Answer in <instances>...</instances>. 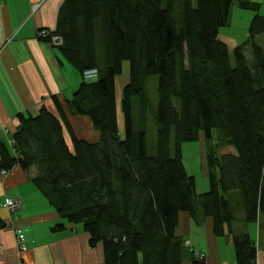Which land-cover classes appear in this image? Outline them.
<instances>
[{"label": "trees", "instance_id": "1", "mask_svg": "<svg viewBox=\"0 0 264 264\" xmlns=\"http://www.w3.org/2000/svg\"><path fill=\"white\" fill-rule=\"evenodd\" d=\"M63 2L55 31L37 38H61L56 49L81 76L66 107L91 121L98 141L69 129L70 149L60 120L40 107L17 116L10 149L0 142V170L33 168L32 183L64 221L58 226H80L91 247L104 248V264H184L190 244L176 233L184 213L197 225L212 220L216 238L231 237L236 264H256L257 241L246 226L258 225L264 240V53L252 39L231 52L220 38L234 0ZM235 5L255 13L249 36L264 32L259 4ZM125 63L118 109L115 80ZM92 68L98 77L84 81ZM150 121L156 141L149 146ZM197 141L206 190L183 157L182 145ZM238 222L242 231L233 228Z\"/></svg>", "mask_w": 264, "mask_h": 264}, {"label": "crops", "instance_id": "2", "mask_svg": "<svg viewBox=\"0 0 264 264\" xmlns=\"http://www.w3.org/2000/svg\"><path fill=\"white\" fill-rule=\"evenodd\" d=\"M63 1L0 0V142L6 146L17 129V116L36 115L40 107H45L60 120L70 149L69 127L81 140L93 144L98 141V132L92 128L91 121L72 115L65 104L81 83L80 74L66 62L56 47L39 40L36 35L39 30L55 31L58 10ZM250 1L259 4L256 15L260 20L256 23L264 28V0ZM240 10L247 14L231 10L229 25L234 17L245 19L241 42L232 36L222 35L220 38L230 50L252 39L264 53V32L258 31L249 36L255 13ZM247 52L250 53L249 50ZM117 79L115 96L120 109L119 85L122 81L118 83ZM128 79L127 76V82ZM54 97L58 98L61 110L56 109ZM34 176L33 168L25 171L16 166L7 173L0 170V264H104V248L101 244L91 247L90 236L80 226H67L66 229L58 226L64 221L32 183ZM204 177L205 170L200 178ZM207 187L208 182L204 179L202 189ZM6 200L19 203L13 215L3 206ZM202 222L197 225L187 213L179 217L176 233L190 244L186 245L188 255L184 264H193V259L197 261L200 255H204L203 264H236L231 237L216 238L212 220L206 218ZM257 227L249 225L246 230L257 241L256 264H264V240L259 237ZM15 228L21 229L25 235V252L18 250ZM233 228L242 231L243 226L238 222Z\"/></svg>", "mask_w": 264, "mask_h": 264}, {"label": "rangeland", "instance_id": "3", "mask_svg": "<svg viewBox=\"0 0 264 264\" xmlns=\"http://www.w3.org/2000/svg\"><path fill=\"white\" fill-rule=\"evenodd\" d=\"M237 2V0H234V6L232 8V12L236 13L239 12V14H247V12L241 11L240 9L238 10L236 8L235 3ZM245 19L243 17L237 18L234 17L233 19H231V23L229 26H227L226 28H221L219 31V35L220 37L226 36V37H236V39L239 41V43L241 42L240 39L242 38L243 35V30H244V26L243 24L245 23ZM38 33V31L36 32V34ZM39 37V36H38ZM52 47H55L53 45H51ZM57 47V46H56ZM232 52V50H230ZM246 57L250 60L249 55L247 54ZM123 72L122 75L118 76L117 82H121L122 83L119 85L120 88V93L119 95L121 96L122 93V89L125 86V82H127V76L129 74H127L128 72V67H127V63L124 64L123 67ZM156 83V80H155ZM153 84L149 85V93L151 94V104L154 106V108H157L156 105V101H157V94H155V90L153 88ZM56 98V97H54ZM53 98V99H54ZM122 98V96H121ZM55 101V99H54ZM45 108V107H44ZM138 111V110H137ZM136 111V113H137ZM135 113V111H134ZM136 115V114H135ZM120 119H121V124H120V128L121 131L123 133L124 128H123V117L120 115ZM65 127L67 128V126L65 125ZM68 129V128H67ZM70 129V127H69ZM73 132V131H72ZM74 133V132H73ZM213 134L216 136L218 135L216 131L213 130ZM156 131H155V126H154V122L152 123L151 121L148 124V132H147V137H148V144L150 145H154L155 141H156ZM79 139V138H78ZM81 140V139H80ZM69 146V145H68ZM183 147V157L185 160V165L186 168L188 170L189 174H196L198 176V178L200 179L201 174L204 172V168L202 167V163H201V152L203 151V144L200 141L197 142H192V143H184L182 145ZM224 150L221 151V154H224L227 151V147L222 148ZM232 152V151H231ZM203 178L201 180H199V185H201V183L203 182Z\"/></svg>", "mask_w": 264, "mask_h": 264}, {"label": "built area", "instance_id": "4", "mask_svg": "<svg viewBox=\"0 0 264 264\" xmlns=\"http://www.w3.org/2000/svg\"><path fill=\"white\" fill-rule=\"evenodd\" d=\"M37 35L43 36L42 34L41 35L37 34ZM44 36H46V35H44ZM61 43H62V40L59 36L58 37H56V36L50 37L49 45H53L55 47L56 46L58 47ZM82 76H83L84 81H87V82L92 81L98 77L97 70L94 68H92V70H86L82 73ZM4 132L6 133L7 131L5 130ZM11 144H12L11 141H9V144H8L9 149L11 148ZM2 173H5V172H2ZM18 205H19L18 201H14V200H12V201L6 200L5 203L3 204V206L9 211V213L11 215H13L14 213L17 212V210L19 208ZM15 240L17 242L18 250H20L21 252H25L26 251V239H25V235L23 234L21 229L15 228Z\"/></svg>", "mask_w": 264, "mask_h": 264}]
</instances>
